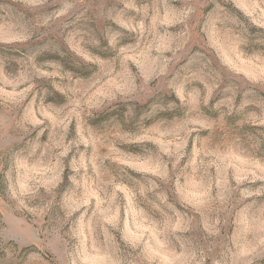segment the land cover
Wrapping results in <instances>:
<instances>
[{
  "label": "rangeland",
  "instance_id": "rangeland-1",
  "mask_svg": "<svg viewBox=\"0 0 264 264\" xmlns=\"http://www.w3.org/2000/svg\"><path fill=\"white\" fill-rule=\"evenodd\" d=\"M0 264H264V0H0Z\"/></svg>",
  "mask_w": 264,
  "mask_h": 264
}]
</instances>
